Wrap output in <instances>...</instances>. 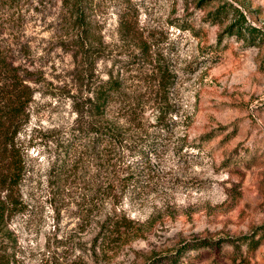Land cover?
<instances>
[{"label":"rangeland","instance_id":"1","mask_svg":"<svg viewBox=\"0 0 264 264\" xmlns=\"http://www.w3.org/2000/svg\"><path fill=\"white\" fill-rule=\"evenodd\" d=\"M65 3L0 0L1 44L32 80L13 263L264 264L243 241L264 225V0H79L86 26ZM107 78L119 145H71Z\"/></svg>","mask_w":264,"mask_h":264},{"label":"trees","instance_id":"2","mask_svg":"<svg viewBox=\"0 0 264 264\" xmlns=\"http://www.w3.org/2000/svg\"><path fill=\"white\" fill-rule=\"evenodd\" d=\"M77 26H86L82 13L78 10L79 0H65ZM232 6L225 4L214 12L213 21L220 19L224 10L230 11ZM238 12V11H237ZM240 17L243 16L240 14ZM237 24L243 25L238 21ZM3 26H0V31ZM1 33V32H0ZM246 35H252L251 29L245 28ZM240 35V32L236 33ZM2 35V33H1ZM0 35V36H1ZM88 38V32L84 35ZM0 41V264H14L13 250L15 238L9 229V220L22 209L20 186L26 173V165L18 136L28 122V108L32 98L30 83L32 80L20 64L7 55L5 46ZM85 40L76 43L81 56H88L93 48L85 44ZM126 100L120 84L111 79H99L93 84L91 98H87L89 121L80 123L70 132L71 145L89 139L95 146H118L120 132L118 123L108 117L107 109L111 103H124ZM161 110L156 114V119ZM79 123V122H78ZM86 124V128L82 127ZM123 225L107 227L96 237L98 247L103 248L113 234L119 233ZM250 251L256 250L264 243V225L255 228L250 236L243 238ZM108 246V245H107ZM249 264V262H244Z\"/></svg>","mask_w":264,"mask_h":264}]
</instances>
